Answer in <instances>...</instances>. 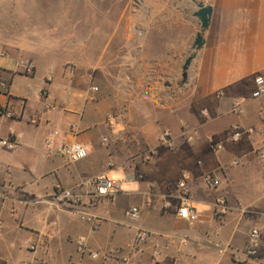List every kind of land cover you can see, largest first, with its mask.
Listing matches in <instances>:
<instances>
[{"label":"crops","instance_id":"0c3cea01","mask_svg":"<svg viewBox=\"0 0 264 264\" xmlns=\"http://www.w3.org/2000/svg\"><path fill=\"white\" fill-rule=\"evenodd\" d=\"M93 1L0 0V48L3 58L15 60L13 70L0 61V104L14 113L13 119L0 118V140L17 143L15 150L0 144V253L14 255L19 239L39 241L29 264H57L78 255L77 238H85L92 251L116 252L145 230L149 239L132 264H264V160L259 155L264 152V97L252 98L255 78L264 77V0H183L185 15L192 12L199 26L197 34V4L213 12L204 45L187 76L182 74L184 82L168 90L157 67L169 64H159L151 54L149 68L142 65L140 46L151 38L127 30L132 20L124 18L123 6L118 18L102 22L100 30L92 18L76 19L80 5L92 7ZM101 1L109 6V0ZM39 8L44 10L37 13ZM70 8L76 16L64 17L63 10ZM134 23L141 29L148 20ZM22 61L34 63L31 76L23 73ZM37 75L43 81L33 99L30 84L22 81ZM236 101L243 102L241 115L233 112ZM47 103L57 109L46 111ZM109 114L115 116V134L107 124ZM234 124L251 130L239 143L228 140ZM164 131L171 133L173 149L159 145ZM75 142L89 155L69 163L58 150ZM212 145L220 148L213 151ZM147 151H154L150 160L143 156ZM236 159L240 166L232 165ZM186 172L198 212L192 225L162 206ZM209 173L220 180L217 189L203 183ZM99 175L122 182V189L125 183L135 185L93 205L59 200L63 192H76L83 181ZM220 197L230 207L224 217L215 211ZM132 206L141 210L138 222L126 216ZM82 215L99 222L82 221ZM255 228L261 247L257 257H250L248 241ZM79 260L117 264L88 256Z\"/></svg>","mask_w":264,"mask_h":264},{"label":"built area","instance_id":"2783aa9c","mask_svg":"<svg viewBox=\"0 0 264 264\" xmlns=\"http://www.w3.org/2000/svg\"><path fill=\"white\" fill-rule=\"evenodd\" d=\"M20 66L25 75L31 76L34 73L35 65L31 61H22ZM69 73L73 75L75 73V68L71 67ZM6 87L5 85H3ZM93 91H98L97 87L92 88ZM264 97V77L257 76L255 78V90L252 93L253 99H260ZM46 111H55L57 107L53 104H45ZM233 112L238 115L244 113L243 102L236 101L233 104ZM203 117H208L206 111L202 112ZM0 118L13 119L14 113L10 110L8 106H2L0 104ZM261 119L264 123V110L261 112ZM115 120L113 114L107 116V124H109L110 132L115 134V127L112 121ZM31 123L35 124L37 122L36 118L30 120ZM251 133V130H245L240 125L234 124L228 134V140L232 143H239L244 135ZM54 136L58 135V132L53 133ZM184 136H187V141L191 142L193 137L189 135L187 131L183 132ZM52 140L47 143V148L52 146ZM103 142L108 143V138H104ZM2 147L8 150H15L17 148V143L11 141L10 139L0 140ZM159 145L164 146L168 149H173L175 147L174 140L169 131H164L159 137ZM213 151H217L220 147L212 145ZM58 153L63 156L69 163H77L86 159L89 155V150L86 146L81 143H72L70 145H62ZM154 151H147L144 153V158L150 160L153 156ZM260 158L264 160V152H261ZM242 161L236 159L232 162L233 166H240ZM202 181L209 189H217L221 182L215 177L213 173L205 174L202 176ZM191 177L190 174L183 173L181 180L178 183V189L175 193H168L163 201V209L171 210L174 209L176 216L183 220L186 224L192 225L198 220V212L191 203V189H190ZM122 191V182L110 179L106 175H99L91 177L82 182L76 192H63L59 196L61 202H68L72 205L81 204H91L101 198H112L118 192ZM215 211L220 217L226 216L230 212V207L225 198L220 197L215 203ZM127 218L132 222H138L141 218V210L138 206H132L126 212ZM81 220L96 225L99 221L97 218L88 217L85 215L81 216ZM54 225L56 223L54 222ZM149 239V233L145 230H139L135 238L127 244L124 248L116 252H98L92 251L87 247L85 238H77L74 242L77 248V253L79 256H88L92 260L102 259L104 261H114L117 264H132L135 254L141 251L142 247L147 243ZM41 242L36 241L28 244V250L31 252H36L40 248ZM261 247V235L258 229H253L249 236L247 255L250 257H257L259 255V250ZM155 255L158 256L159 252L156 251ZM74 264V263H70Z\"/></svg>","mask_w":264,"mask_h":264},{"label":"rangeland","instance_id":"374dc122","mask_svg":"<svg viewBox=\"0 0 264 264\" xmlns=\"http://www.w3.org/2000/svg\"><path fill=\"white\" fill-rule=\"evenodd\" d=\"M93 2L94 4H92V7L86 4L84 8H82L80 5L81 9L78 10V16H76L77 13L74 8L73 10L71 8L70 10L62 9L65 11L64 17L70 18L71 15V17L76 16V19L92 18L94 24H98L97 26H99L100 30L102 22L106 21V24L108 22L112 24V22L118 18V11L124 7V18L132 20V25L127 28V30L130 31L131 34H147L149 38H151L148 39L149 41L141 43L140 47L144 54V61L141 60L142 65H145L147 69L149 68L148 65L152 60H149L151 54L157 57L159 64H169L168 69L160 65L157 67L158 74L161 76L159 81L161 83L166 82L169 85L165 87L166 90L175 82L179 85L184 82L182 76L183 66L187 58L195 53V51L192 50V46L196 39L199 26L192 17V12L189 17L185 15L187 10L183 8V0H109V6L107 4L105 5L101 0H94ZM107 8H110V10H107ZM38 10L37 13L42 12L44 9L39 8ZM140 19L148 20L146 26L141 29L136 27L134 23ZM1 60H4V63H9L11 69H14L15 60L12 61L9 58H3L0 48V61ZM173 67L175 69L173 72L174 75L172 74L173 76L169 78V74H171V69H173ZM133 69L137 70L138 67H134ZM42 81L43 78L39 75L35 76L33 80L30 78L29 80L23 79V83L27 82L26 84H30L33 99L39 97V87L37 88V86H39ZM133 185L135 184L125 183L122 190L126 191V186ZM18 241L20 242V248L14 255L12 254L9 257L5 256L4 253H6V251L1 252L3 254L0 253V264H5L8 261L13 264L30 263L33 255L28 251V244L23 242V240L20 241V239ZM79 259L80 256L76 254L64 256L57 264H81ZM50 264H53V262L51 261Z\"/></svg>","mask_w":264,"mask_h":264},{"label":"water","instance_id":"95a60500","mask_svg":"<svg viewBox=\"0 0 264 264\" xmlns=\"http://www.w3.org/2000/svg\"><path fill=\"white\" fill-rule=\"evenodd\" d=\"M199 8L195 13L194 17L199 19L200 22V32L196 36V40L192 46V50L195 51L184 63L183 75L187 76V71L191 65V62L196 58V52H198L204 45L203 32L209 27L213 9L211 6H205L203 3L197 4Z\"/></svg>","mask_w":264,"mask_h":264}]
</instances>
